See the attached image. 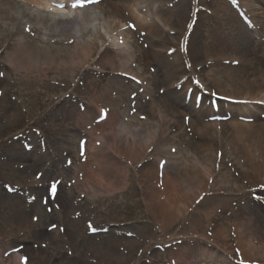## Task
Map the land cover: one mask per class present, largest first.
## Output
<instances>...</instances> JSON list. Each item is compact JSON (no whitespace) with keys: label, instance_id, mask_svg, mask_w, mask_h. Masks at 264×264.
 I'll list each match as a JSON object with an SVG mask.
<instances>
[{"label":"rangeland","instance_id":"1","mask_svg":"<svg viewBox=\"0 0 264 264\" xmlns=\"http://www.w3.org/2000/svg\"><path fill=\"white\" fill-rule=\"evenodd\" d=\"M166 1V5H160L169 11L174 6L178 18L188 22L182 41L186 59L180 68L174 62L170 64L173 60L168 50L160 57L169 60L158 57L140 71L132 57L136 59L137 49H146L142 45L150 46L149 41H141L133 33L134 43H126L118 31L110 32L107 17L105 21L98 9L100 1L67 13L45 9L39 14L48 23L61 20L72 29L75 40H81L80 32L87 40L99 32L105 44L94 53L95 58L107 55L105 46L125 57L129 70L116 75V79L107 69L95 68L87 75L83 70H72L71 75H66L61 69L51 68L44 71L45 83H35L38 76L32 77L10 62L0 63V264H22V257H27L26 264H179L182 258H189L188 264H212L211 257L217 264H264V194L228 195L217 190L224 172L233 171L232 165L223 157L212 163L203 156L201 149L207 147L199 144L202 136L187 127L192 98L181 91L185 71H192L200 92L208 99L220 95L213 82L224 84L228 68L240 75L247 67L213 56L214 25L220 24L211 8L212 0ZM26 12L16 4L14 18L4 20L7 30L15 27L18 19L25 22ZM237 19L241 20L239 15ZM46 33L40 36L47 38ZM32 37L38 45H44L39 35ZM66 38L52 37L45 42L58 47ZM241 38L233 39L237 42ZM96 41L97 45L102 43ZM72 45L71 42V50ZM11 46L6 50L10 51ZM222 46L229 53V43ZM204 49L208 52L205 59L200 55ZM197 54L200 59H196ZM139 58L143 59V55ZM259 63L264 73V57ZM100 74L94 92L89 93L87 78L96 80ZM60 76L66 82H53ZM171 80L174 84L170 89L167 86ZM150 103L154 117L141 113ZM199 103L206 105V100ZM82 104L86 109L81 110ZM101 109L107 114L109 110L116 111L118 118L109 119L99 130L97 113ZM170 112L178 123L183 121L182 128L174 129L164 121L157 128L155 116ZM196 116L209 118L202 112ZM214 116L226 117L225 111ZM119 117L124 125L136 122L139 135L151 133L144 131L145 127L155 131L154 143L147 148L144 159L129 160L117 155V150L123 153L124 149L117 137ZM247 118L264 121V117ZM102 129L104 135L100 133ZM82 140L86 141L83 148ZM108 140L110 151H100ZM177 165L188 173L203 172L204 167L214 171L208 179V190L193 200L187 191H163L167 180L159 172H171ZM154 172L157 174L152 178ZM37 173H43L40 180L36 179ZM53 180L60 184L50 196L48 189ZM145 187L162 192L147 195ZM53 224L56 227L51 229ZM251 252L256 254L251 257Z\"/></svg>","mask_w":264,"mask_h":264},{"label":"bare ground","instance_id":"2","mask_svg":"<svg viewBox=\"0 0 264 264\" xmlns=\"http://www.w3.org/2000/svg\"><path fill=\"white\" fill-rule=\"evenodd\" d=\"M164 1L101 0L98 4L100 14L105 21L107 17L110 32L118 31L121 39L126 41V43H134V40L131 39L133 33L138 34V37H141V41H149L150 46L142 45L146 49H137L136 59L132 57L140 71H144L148 61H156L162 53L168 50H171L170 55L173 60L171 61L170 59V64L174 62L180 68L181 62L186 59L182 49V39L183 33L187 28V19L178 18L174 6H172L171 11L154 8L156 4L160 2L163 4ZM212 1L211 8H214L213 13L218 17L220 24V26L214 25L215 32L212 40L213 46H211L213 56L217 60L221 59L226 62L238 61L240 64L245 65L247 69L240 75L234 73L232 69L228 68L227 72L225 69L224 84L221 81L213 82L214 88L220 94L217 96L216 103L220 105L221 109L227 106L224 109L229 111V119L226 121L199 119L196 116L199 112L208 115H212V112L209 107L205 106H200L196 110L194 103H192L189 104V109H191L193 117L187 122V127L191 132L202 136L199 144L201 147H207L201 149L204 152L203 156L210 158L212 163H214L213 160L217 162L218 159L223 157L232 165L231 169L233 171L229 172L227 169L224 172V179L219 180L218 191L228 195L243 193H249L250 195L251 193L264 194V121L254 119L253 122L248 123L239 119V116L245 117L246 114L262 115L264 113V73L259 67V60L264 57V42L258 43L254 41L251 35L253 33L264 41V0H232L229 5L224 0ZM65 2L66 0H0V32H4V34L0 33V63L10 62V65L14 64L18 68L24 69L26 74H33L32 77L38 76L35 79V83H45L46 72L44 71L52 70L51 68H54L53 70L61 69L62 72L67 73L66 75H71L72 70L77 73L83 70L87 75L95 68L100 71L107 69L112 76L114 75V79L117 78L116 75L127 72L129 69L127 68L125 57L119 53L112 52L106 46L104 49H107V55L103 54L97 58L94 57V53H98L105 44L104 38L99 32H95L94 38L89 40L84 39L83 33L80 32L81 40H75L76 37L72 34V29L63 24L61 20L48 23L49 20H44L39 14V10L44 11L45 9L55 10L60 13H67L75 9L57 7V4ZM16 4L27 9L28 12L23 15L26 21L22 23V20L18 19L16 26L8 31L4 20L14 18L12 10ZM237 13L244 16L245 21L238 20ZM130 24L135 25V28H129L128 25ZM20 25L22 30L19 29ZM26 26L29 31L25 32ZM124 26L125 28L123 29ZM7 31L8 33L5 34ZM44 31L47 32V38L40 36L45 35L43 34ZM13 32L16 35L13 36ZM31 32L34 35H39V42L44 43V45H38L34 42ZM11 36L15 39H12ZM63 36L67 38L61 40L58 47L45 42L48 38ZM236 36H241L242 38L236 42L233 39ZM96 39H99L102 43L97 45ZM5 41L6 43L4 44ZM71 42L73 44L72 50L70 49L71 46H69ZM225 42L229 43V53L226 52L227 48L222 49V45ZM9 45H12V48L7 51L6 49ZM205 48L207 49V47ZM206 49L200 52L204 59L208 56ZM122 52L125 55V52ZM140 54L143 55V59L139 58ZM5 57H8V59ZM163 59L169 60L165 56L160 57V60ZM196 59H200L198 54ZM191 72V70L185 71L186 82L181 91L184 95L191 88L192 91L189 94L195 99L200 90L198 81L194 80ZM100 77H102V74L96 75V80H92L91 77L87 78L86 89L89 93L94 92L95 82H99ZM144 79L146 80V77ZM172 80L167 86L170 89L174 84ZM53 82L64 83L66 78L60 76V79H57L55 77ZM193 91H196V94ZM236 102L246 104H237ZM141 113L154 117L155 111L152 104L145 106ZM177 113L181 112L177 111ZM173 114V112H170L168 114L160 113L159 117L156 115L157 119L154 124L158 128L162 126L164 121L167 126H172L174 129L182 128V125H184L183 121H181V124L178 123ZM107 116L108 118L96 125L97 129L100 130L103 123H106L109 119L116 120L118 118L117 112L114 110H109ZM118 128L119 146H123L124 149L123 153L117 150V155L129 160L139 159L140 161L144 159L143 156L147 148L154 143L153 133L155 131L145 127L144 131H151V133L145 132L139 135L141 131H137L139 127L136 122H133L131 126L129 124L124 125L120 121V117ZM100 133L104 135L103 129ZM99 139L102 138L99 137ZM103 146L100 151H110L111 143L109 140ZM117 155L114 156L117 157ZM178 166L174 170L172 169L171 172H162V179L167 180V185L164 184L163 191H187L192 194L190 198L193 200L194 197H199L208 190V179L212 177L214 171L204 167L201 168L203 172L191 171L188 173L185 169L180 171L181 167L179 168ZM87 174L90 173L88 172ZM156 174L157 172L152 173L151 177L155 178ZM177 181H181V185H176ZM225 181L231 184H223ZM144 192L147 195L155 196V194L162 191L159 189H154L153 191L145 187ZM254 251L259 252V250ZM255 252H251V257L256 254ZM15 259L13 255V260ZM176 259L179 260L178 258ZM210 260L212 264H217L215 258L211 257ZM179 261V264H186L188 260L182 258Z\"/></svg>","mask_w":264,"mask_h":264},{"label":"snow or ice","instance_id":"3","mask_svg":"<svg viewBox=\"0 0 264 264\" xmlns=\"http://www.w3.org/2000/svg\"><path fill=\"white\" fill-rule=\"evenodd\" d=\"M99 0H66L65 3H59L57 4V7H61V8H65V7H71V8H77V7H80V8H84L86 5L88 4H95V3H98ZM129 28H135V25H128ZM25 31H29V29H25ZM234 63H238V61L234 62ZM3 73H0V76H2ZM135 94H133V98H134ZM86 105H80V108L81 110H84L86 109ZM133 110H135L133 108ZM97 115L101 118V119H106L107 118V113L104 109H101L99 113H97ZM142 119L144 117H141ZM96 117H93V120H95ZM187 119V118H186ZM86 144V141H80V146L81 148H83V146ZM173 151H175V149H173ZM81 155H83V152H81ZM69 164H71V161L68 162ZM165 163V162H162V164ZM43 176V173H37L36 174V179L37 180H40L41 177ZM60 184V181H57V180H53L51 185H50V188L48 189V194L51 196V195H54L56 193V190H57V186ZM12 189L9 188V191H11ZM45 203H47V200H45ZM49 211H51V209H49ZM33 219H38V217H33ZM56 227L55 224L51 225V229H54ZM50 229V230H51ZM61 231H63V229H61ZM131 235V233H130ZM15 251H19V249H14ZM22 260V264H26V261H27V257H22L21 258Z\"/></svg>","mask_w":264,"mask_h":264}]
</instances>
